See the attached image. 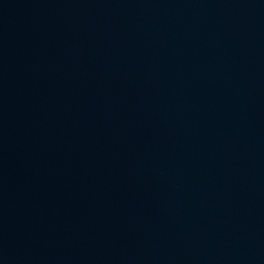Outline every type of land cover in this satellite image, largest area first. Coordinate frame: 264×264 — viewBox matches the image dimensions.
Returning <instances> with one entry per match:
<instances>
[{"label": "water", "instance_id": "1", "mask_svg": "<svg viewBox=\"0 0 264 264\" xmlns=\"http://www.w3.org/2000/svg\"><path fill=\"white\" fill-rule=\"evenodd\" d=\"M0 264H264V0H0Z\"/></svg>", "mask_w": 264, "mask_h": 264}]
</instances>
